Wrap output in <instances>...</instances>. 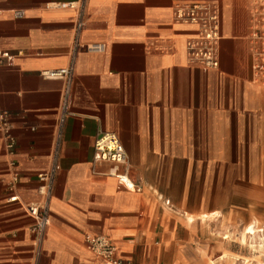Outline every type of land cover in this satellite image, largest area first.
<instances>
[{"label": "crops", "instance_id": "obj_1", "mask_svg": "<svg viewBox=\"0 0 264 264\" xmlns=\"http://www.w3.org/2000/svg\"><path fill=\"white\" fill-rule=\"evenodd\" d=\"M52 1L0 0V49L11 54L0 65V112L8 113L15 139L8 153L0 130V264H100L89 235H105L134 264H207L195 217L188 221L193 214L175 198L173 168L232 161L222 149L264 147V69L254 68L264 51V0H87L80 40L105 50L80 49L74 58L72 114L63 126L50 225L38 242L24 205L41 200L37 175L50 165L64 87L40 72L69 65L75 26L74 11L47 6ZM183 2L218 4V69L188 62L185 40L197 27L175 21L173 9ZM101 132L119 138L126 151L119 170L140 191L119 185L111 162L93 161ZM13 175L18 182L10 188ZM196 198L199 209L206 197Z\"/></svg>", "mask_w": 264, "mask_h": 264}, {"label": "built area", "instance_id": "obj_2", "mask_svg": "<svg viewBox=\"0 0 264 264\" xmlns=\"http://www.w3.org/2000/svg\"><path fill=\"white\" fill-rule=\"evenodd\" d=\"M87 0H55L47 3L49 7L68 8L75 13L74 36L72 41L71 61L66 67L58 69L42 70L40 74L49 79H61L64 81L61 100L58 106V114L54 125L53 142L50 149V165L37 175V192L41 197L39 202L26 203L25 210L33 217L31 233L41 242L50 225L49 199L59 170L58 155L61 148L63 126L71 111V84L74 71V58L78 50L83 49L92 52H103L104 43H82L80 33L84 27L85 8ZM15 17H22L23 11H14ZM175 21L184 24H192L197 27L195 35L185 40V50L188 62L202 70H216L219 67V43L220 34V9L213 2H183L175 5L173 9ZM260 62L254 65L256 70L264 69V51L258 53ZM11 57L7 51L0 49V65ZM8 113L0 112V130L5 134V148L8 153H13L15 139L10 134ZM93 161H108L112 163L109 174L116 178L119 185L132 191H140V186L129 176L127 170H119V165L126 162V151L115 133L101 132L94 140ZM18 182L13 175L9 187L13 188ZM16 196L9 197V201H15ZM169 204V200H165ZM88 249L100 260V264H134L132 261L117 256V248L105 235H89L85 237ZM36 255L40 251L36 250Z\"/></svg>", "mask_w": 264, "mask_h": 264}, {"label": "rangeland", "instance_id": "obj_3", "mask_svg": "<svg viewBox=\"0 0 264 264\" xmlns=\"http://www.w3.org/2000/svg\"><path fill=\"white\" fill-rule=\"evenodd\" d=\"M222 151L232 161L174 165L175 198L195 217L193 230L204 241L201 254L207 264H264V147ZM197 194L206 197L199 209ZM215 211L219 217L200 218L199 213ZM251 231L257 242L242 245L239 237ZM223 253L224 258H217Z\"/></svg>", "mask_w": 264, "mask_h": 264}, {"label": "bare ground", "instance_id": "obj_4", "mask_svg": "<svg viewBox=\"0 0 264 264\" xmlns=\"http://www.w3.org/2000/svg\"><path fill=\"white\" fill-rule=\"evenodd\" d=\"M219 213L217 212V211H215V212H210V213H201V218L203 219V220H205L206 218L207 219H213V218H215L217 215H218ZM218 217H219V215H218ZM187 220L188 221H190V222H192L193 220H194V216L193 215H187ZM252 233H254L253 231H251V234L248 236V237H246V236H244L243 234H241V236L239 237V242L242 244V245H247V243H250V245L252 246V244L253 243H255V242H257L256 241V239H257V237H256V235H252ZM259 246V245H258ZM257 246V247H258ZM207 254V253H206ZM224 253L223 254H221V255H219L217 258H219V259H222V258H224ZM209 261H211L210 259H209ZM214 262V261H213Z\"/></svg>", "mask_w": 264, "mask_h": 264}]
</instances>
